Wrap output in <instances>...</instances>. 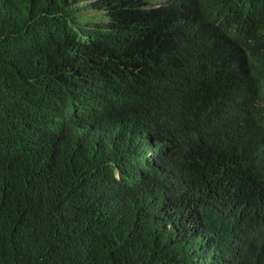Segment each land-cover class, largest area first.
Returning a JSON list of instances; mask_svg holds the SVG:
<instances>
[{"label":"trees","instance_id":"16d2710c","mask_svg":"<svg viewBox=\"0 0 264 264\" xmlns=\"http://www.w3.org/2000/svg\"><path fill=\"white\" fill-rule=\"evenodd\" d=\"M148 4L0 0V264H264V112L228 103L264 91V0ZM209 40L241 60L168 70Z\"/></svg>","mask_w":264,"mask_h":264},{"label":"clouds","instance_id":"9594fccd","mask_svg":"<svg viewBox=\"0 0 264 264\" xmlns=\"http://www.w3.org/2000/svg\"><path fill=\"white\" fill-rule=\"evenodd\" d=\"M167 1V0H166ZM154 0H149L148 6L158 7L163 6L165 0H160L156 5H152ZM168 6L167 4L164 7ZM163 7V8H164ZM170 25L169 23H167ZM171 26V25H170ZM171 29L174 28L171 26ZM178 29V27H177ZM172 42L171 53L165 58L168 63V70L171 69L172 73H188L189 67H193V70L201 69L207 63L218 61L223 64H235L237 61L241 60L243 54V49H237L232 47H226V43H222L219 46L215 45L214 41H203L200 44H185L183 48H177L175 41ZM179 50V51H178ZM234 90V89H233ZM228 103L230 105L231 111L238 120H241L247 124L249 118H253L254 122L259 125L260 120L263 118L260 114L264 112V91L258 93V96L251 95L240 96L236 95L233 92L229 95ZM257 117L259 119L257 123ZM144 163L139 166L126 171L134 175H139V178L136 181H139L140 178H143L142 175L147 173L148 169H144V165L150 164L152 167H155L159 164L157 160V152L149 150L147 156H144ZM217 214L224 213L225 218L229 219L232 217V221H238L242 224L241 220L243 219L242 214L244 209L241 205L231 202H226L223 205H217L215 207ZM241 218V220L239 219ZM259 234H264V224L257 231ZM258 238V237H257ZM249 239L253 241V236L249 235ZM245 256V251L241 247L238 248L235 254V263L241 264Z\"/></svg>","mask_w":264,"mask_h":264},{"label":"rangeland","instance_id":"374dc122","mask_svg":"<svg viewBox=\"0 0 264 264\" xmlns=\"http://www.w3.org/2000/svg\"><path fill=\"white\" fill-rule=\"evenodd\" d=\"M160 0H154L152 5H156Z\"/></svg>","mask_w":264,"mask_h":264}]
</instances>
